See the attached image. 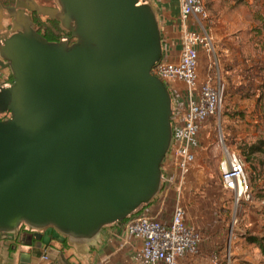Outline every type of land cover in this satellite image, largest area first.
<instances>
[{
    "label": "water",
    "instance_id": "1",
    "mask_svg": "<svg viewBox=\"0 0 264 264\" xmlns=\"http://www.w3.org/2000/svg\"><path fill=\"white\" fill-rule=\"evenodd\" d=\"M57 2L17 1L69 31L57 42L23 9L6 8L20 32L0 47L13 76L0 89V114L10 115L0 118V234L13 239L22 223L52 226L79 245L159 192L172 96L152 73L163 43L150 2ZM31 257L22 253L21 264Z\"/></svg>",
    "mask_w": 264,
    "mask_h": 264
},
{
    "label": "rangeland",
    "instance_id": "2",
    "mask_svg": "<svg viewBox=\"0 0 264 264\" xmlns=\"http://www.w3.org/2000/svg\"><path fill=\"white\" fill-rule=\"evenodd\" d=\"M148 2L157 5L153 0ZM203 2L219 46V67L227 82L226 97L220 115L210 119L196 138L199 152L182 186L169 179L171 170L164 157L165 175L157 197L163 200L161 209L167 211H173L179 201L187 208L189 220L199 226L203 240L213 239L214 247L209 249L212 255L200 258L198 263L189 261L190 264H264V253L245 238L246 234L264 233V151L245 161L248 191L237 199L232 191L222 187L219 169L222 151L218 143L222 136L228 145L240 151L241 147L264 141V0ZM167 4L172 10V22L179 24L180 0H168ZM203 62L201 71L205 69ZM9 116L0 114L2 119ZM201 223L205 228L202 229ZM120 229L116 223L104 226L94 246L86 248V257L90 259L89 255L97 253V249L99 255H104L110 244L118 248L123 245L126 238ZM125 245L129 247L122 248L124 258L121 254L114 263L147 264L141 253L132 251L134 247L128 240ZM77 252L81 261L83 255Z\"/></svg>",
    "mask_w": 264,
    "mask_h": 264
},
{
    "label": "built area",
    "instance_id": "3",
    "mask_svg": "<svg viewBox=\"0 0 264 264\" xmlns=\"http://www.w3.org/2000/svg\"><path fill=\"white\" fill-rule=\"evenodd\" d=\"M179 17L180 52L175 57L172 51L163 50L152 73L166 84L172 96L173 135L165 158L171 170L169 179L182 186L197 158L196 138L210 119L220 115L227 82L219 67L218 44L203 0H180ZM202 59L208 67L203 77ZM218 143L222 151V187L239 199L248 191L244 157L222 136ZM164 175L162 172L163 179ZM122 227L127 237L140 241V253L147 264H181L185 257L200 253L202 234L179 201L170 218L138 208L123 221Z\"/></svg>",
    "mask_w": 264,
    "mask_h": 264
},
{
    "label": "crops",
    "instance_id": "4",
    "mask_svg": "<svg viewBox=\"0 0 264 264\" xmlns=\"http://www.w3.org/2000/svg\"><path fill=\"white\" fill-rule=\"evenodd\" d=\"M148 1V0H147ZM157 3L154 6L157 17L159 20L160 30H161V37L163 43V50L167 51L170 50L176 57L181 49V38H180V23L174 24L172 22L171 16L172 13L171 7L168 6V0H153ZM179 11V10H178ZM180 13V11H179ZM169 14L170 17H166L165 15ZM178 14V13H176ZM175 14V15H176ZM214 33V30L212 28ZM215 35V33H214ZM217 42V41H216ZM219 47V46H218ZM203 62V59L202 61ZM204 63V62H203ZM201 63H200V72L201 76L203 77L204 73L206 72V65L205 69L201 71ZM197 152H199L197 146ZM163 200L159 199L157 195L153 198V200L149 204H144L139 208L146 213H151L154 215H161L162 218H170L172 211H167L161 209ZM192 222V221H190ZM115 224V223H114ZM121 229L120 232L126 238L123 245L117 247V245L110 244L108 249L104 250V255H99V249H97V253H91L89 256L90 259L87 258L86 248H90L94 246V242L98 239V237L93 242H87L84 244L76 245L71 240L67 238L65 241V237L59 231H57L54 227L48 226L39 231L41 237H34L33 240L29 241H21L18 239H7V238H0V264H21V254L27 253L31 254V263L32 264H120V261L114 263L115 258H119L122 254V258H124V253L122 248H125L126 241L128 240L130 244L134 247L132 251H136L140 253V241L133 240L127 237L122 224L116 223ZM202 229L205 228L201 223ZM199 227V226H198ZM100 236V235H99ZM107 242H111V240H107ZM98 247V245H97ZM117 247V248H116ZM129 247V246H126ZM214 247L213 239H204L201 242L200 253L196 256L185 257L181 264H190L189 261L197 262L201 261L200 258L207 257V255H212L209 252V249ZM99 248V247H98ZM80 252H79V251ZM214 250V249H213ZM226 250V249H225ZM223 250V251H225ZM78 251V252H77ZM222 251V253H223ZM77 253L83 255L82 260L80 261ZM221 253V254H222ZM45 256H47L45 258ZM197 257V259L195 258Z\"/></svg>",
    "mask_w": 264,
    "mask_h": 264
},
{
    "label": "flooded vegetation",
    "instance_id": "5",
    "mask_svg": "<svg viewBox=\"0 0 264 264\" xmlns=\"http://www.w3.org/2000/svg\"><path fill=\"white\" fill-rule=\"evenodd\" d=\"M18 0H0V4L3 6V16L0 19V47L4 45L5 41L12 37L13 35L20 32V30H14V19L15 16L11 15L10 12L6 10L8 7L15 8L16 11L23 9L24 14L29 18L33 29L45 37L48 41L57 42L64 40L65 37L69 36V31L65 30L60 22L56 19L44 16L39 14L35 10H31L27 7H19L17 6ZM23 2L34 1L36 4L40 6H47L51 8H60L59 3L57 0H21ZM60 30L64 31V34H61ZM75 39L71 38L70 43L74 42ZM5 69L3 68L0 63V87H8V84L13 82L12 80V73H5ZM10 71V69H9ZM10 81V82H9ZM8 115V113H6ZM40 230L34 229L29 227L26 223H22L18 229V233L14 237L15 239H20L21 241H29L33 240L34 237H39L41 234L39 233ZM0 238H7L6 233H1ZM13 238V239H14Z\"/></svg>",
    "mask_w": 264,
    "mask_h": 264
},
{
    "label": "trees",
    "instance_id": "6",
    "mask_svg": "<svg viewBox=\"0 0 264 264\" xmlns=\"http://www.w3.org/2000/svg\"><path fill=\"white\" fill-rule=\"evenodd\" d=\"M13 80V77H12ZM264 151V141H261L259 144H253V145H248L245 147H241V155L244 157L245 161H250L252 159V155L256 152ZM149 204V203H148ZM65 237V236H64ZM245 238L248 242L256 244L262 253H264V233L260 235L256 234H246ZM67 240V237H65V241ZM220 256L222 255L221 253L219 254ZM217 255L216 257H220ZM220 261V258H219ZM246 264H254L247 262Z\"/></svg>",
    "mask_w": 264,
    "mask_h": 264
}]
</instances>
